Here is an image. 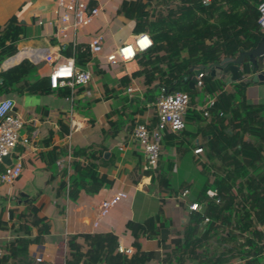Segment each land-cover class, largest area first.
<instances>
[{"label": "crops", "instance_id": "0c3cea01", "mask_svg": "<svg viewBox=\"0 0 264 264\" xmlns=\"http://www.w3.org/2000/svg\"><path fill=\"white\" fill-rule=\"evenodd\" d=\"M83 1L98 7L100 13L88 27L77 32L75 44L88 46L90 38L102 37V51L90 53L102 74H93L89 64L86 68L92 72L91 82L65 97L63 88L54 90L50 87L52 66L45 62L34 65L29 61L36 69V76L29 78L31 84L25 93L0 96V99L4 96L13 99L14 114L25 122L21 136L32 138L29 151L21 145L16 148V152H24L22 176L12 186L0 187V256L10 241L25 236L17 216L25 211L26 204L32 203L39 209L38 217L47 221L49 230L43 245L29 248L36 264H64L66 258L70 259L65 251L68 239L85 234H112L119 246L135 252L126 223H143L156 216L162 227L157 237L141 240V251L155 255L154 263L145 264H160L164 254L171 251L172 240L181 238L188 221L187 204L196 198L206 180L198 164L204 163L203 137L208 131L201 109L206 96L211 94L189 84V88L195 90L193 109L200 114V119L194 121L191 128L166 133L157 171L145 172L144 157L132 138V130L137 122L155 123L153 106L161 87L155 84L152 90H147L138 78H132L131 84L126 86L120 80L138 71L136 61L109 66L105 59L138 34L134 31L135 21L118 14L122 2L138 0ZM142 2L148 3L145 11L152 22L144 34L151 38L153 46L176 37H191L209 25L231 29L232 34L237 32L243 47L222 59H230L228 65H239L238 75L247 82L244 89L246 103L264 106V49L261 55L253 53L258 45L264 44V33L256 45L251 46L256 28L254 9L246 7L242 0H219L210 13L203 11L206 6L202 5L200 9L202 0ZM51 8L52 0H0V26L16 17L27 30L18 43V51L20 48L45 49L57 62H64L71 57H66L64 49H60L61 43L53 36L54 28L38 25L39 20L47 19ZM21 57L22 54L12 60L16 62ZM20 63L6 67L3 61L1 77L10 84L16 82L18 69L15 67ZM209 77L220 82L222 90H230L237 81H232L230 73L221 78ZM129 87L133 88L132 93L126 92ZM42 90L49 93L39 94ZM246 139L256 142L251 137ZM89 149L101 151L102 159L110 161L109 167L100 166L98 173L111 180L112 186L91 195L80 191L76 200H70L65 191L60 193L58 190L66 180L62 172L67 169L68 158L70 161L77 159ZM197 149L203 151L195 153ZM169 163L173 168L168 174ZM166 178H169L168 188L161 183ZM198 188L195 198H191ZM119 191H124L128 197L101 216L102 202ZM185 191L187 195L181 196ZM86 250L84 247L83 251ZM37 258L42 262H37Z\"/></svg>", "mask_w": 264, "mask_h": 264}, {"label": "trees", "instance_id": "16d2710c", "mask_svg": "<svg viewBox=\"0 0 264 264\" xmlns=\"http://www.w3.org/2000/svg\"><path fill=\"white\" fill-rule=\"evenodd\" d=\"M242 1L246 7L256 11V22V8L260 0ZM218 2L211 0L203 11L210 13ZM147 6L148 3L144 4L142 0L124 1L118 8V14L135 21L136 33H144L152 23L145 11ZM26 31L16 17L9 18L0 26V96L24 94L31 84L29 78L36 76L35 67L28 60H23L15 67L18 69L16 82L10 84L1 77L3 61L18 53V43ZM260 35L256 23L251 46L256 45ZM238 40L237 32L232 34L231 29L209 25L191 37H176L139 53L135 58L138 71L120 81L129 86L132 78H138L147 90H152L157 84L166 93H187L189 108L184 122L185 128H191L193 122L200 119V114L193 109L195 90L189 88L193 69L218 66L223 56L232 55L243 47ZM63 54L73 58L78 68L85 69L91 64L93 74H102L87 45L67 44ZM241 77L239 74L230 90H222V84L209 76L203 78L201 90L217 96L214 106L208 109L209 117H204V126L208 128L203 137L204 163L198 162L206 180L192 201L202 207L200 211L188 214L181 238L172 240V249L164 254L160 264H264V106L246 103L244 89L247 82H243ZM63 90V96H70V90ZM48 93L47 90L39 92ZM77 157L70 164V200H76L80 191L91 195L103 187L112 186L111 180L98 173L100 166L109 167L110 163L102 159L101 151L89 149ZM172 168V163H169L168 174ZM66 173L63 170L62 176ZM168 182L169 178L161 180L167 188ZM65 188L66 181H63L58 190L63 193ZM210 188L217 191L220 203L206 196ZM38 212L35 205L28 203L25 211L18 214L17 219L22 223L25 236L13 239L4 247L0 264H36L29 248L31 245H43L44 236L49 231L47 221L39 218ZM205 219L208 221L205 222ZM161 227L157 216L143 223L128 221L126 228L133 237L132 247L135 249L129 257L118 251L117 238L112 234L73 236L65 244L70 259L66 258L64 264L154 263L153 252L141 251V240L157 237ZM84 247H87L85 252Z\"/></svg>", "mask_w": 264, "mask_h": 264}, {"label": "built area", "instance_id": "2783aa9c", "mask_svg": "<svg viewBox=\"0 0 264 264\" xmlns=\"http://www.w3.org/2000/svg\"><path fill=\"white\" fill-rule=\"evenodd\" d=\"M203 6H209L210 0H202ZM257 20L260 33H264V0H260L257 5ZM100 9L91 7L88 1L83 0H52V8L49 11L47 19L39 20L38 25H50L54 28V38L60 42V49H64L67 44H75L78 31L88 27L93 19L98 16ZM68 42L67 44H65ZM102 37L90 38L88 42L91 54H98L102 51ZM153 47L151 38L144 33L133 36L130 42H124L118 46L114 52L106 56V62L109 66H116L120 63H128L135 60L139 53H144ZM29 52L30 55L22 57L15 63L28 60L36 65L45 62L52 66L49 75L50 87L54 90L59 88H67L71 95L78 88L87 86L92 80V72L87 68L81 69L75 65L74 59L69 58L64 62H57L56 59L48 55L45 49L24 48L12 57L4 60V66H14V62H10L20 53ZM205 74L202 72L196 77L195 88H203V78ZM127 93H132L133 88L126 89ZM217 94L207 95L206 101L201 109L205 118L209 117V108L214 106ZM15 103L12 98L4 96L0 99V187L12 186L20 179L23 172L24 152H16L18 145H21L25 151L31 149L32 138L21 136L24 127V120L14 114ZM155 123L137 122L132 130V138L138 144L143 157L145 172H154L158 167L161 148L163 146L166 133H178L185 128V115L189 108V96L184 92L166 93L164 88H160L154 102ZM197 149L195 153L201 152ZM7 155H11V164L5 165L2 159ZM71 159L68 158L66 169V188L65 193L68 196V188L72 170L70 167ZM187 192H183L181 196L185 197ZM206 196L215 203H220V198L214 188L206 191ZM128 196L124 191H119L104 200L101 204V216H105L109 210ZM201 204L190 202L187 204L188 212H198L201 210ZM208 219H205L207 222ZM97 223H95L96 225ZM118 251L126 256H131L134 250L131 248H123L118 246ZM37 262L42 259L37 258Z\"/></svg>", "mask_w": 264, "mask_h": 264}, {"label": "water", "instance_id": "95a60500", "mask_svg": "<svg viewBox=\"0 0 264 264\" xmlns=\"http://www.w3.org/2000/svg\"><path fill=\"white\" fill-rule=\"evenodd\" d=\"M264 49V44H260L257 46L256 50L253 52L256 55H261L262 51ZM230 62V59L228 58H224L219 62V66L214 68V67H210V68H194L193 69V77L191 78V83L190 86H193L196 82V77L200 74V73H204L206 76H212V77H217V78H221L223 76H226L228 73H230V77L232 79V81H236L238 79V71H239V65H228V63ZM2 163L5 165H10L11 164V155H7L6 157H4L2 159Z\"/></svg>", "mask_w": 264, "mask_h": 264}, {"label": "rangeland", "instance_id": "374dc122", "mask_svg": "<svg viewBox=\"0 0 264 264\" xmlns=\"http://www.w3.org/2000/svg\"><path fill=\"white\" fill-rule=\"evenodd\" d=\"M22 49H24V48H20V50H22ZM19 50V51H20ZM163 147V146H162ZM161 150H162V148H161ZM161 154V153H160ZM158 166H159V161H158ZM158 168V167H157ZM156 171H157V169H156ZM198 191H199V188H198V190L196 191V192H194V193H192V197L191 198H195V196H196V194L198 193ZM212 249V248H211Z\"/></svg>", "mask_w": 264, "mask_h": 264}, {"label": "bare ground", "instance_id": "6f19581e", "mask_svg": "<svg viewBox=\"0 0 264 264\" xmlns=\"http://www.w3.org/2000/svg\"><path fill=\"white\" fill-rule=\"evenodd\" d=\"M20 54H22V57H26V56H29V55H30V53H29V52L20 53ZM20 54H19V55H20ZM22 57H21V58H22Z\"/></svg>", "mask_w": 264, "mask_h": 264}]
</instances>
